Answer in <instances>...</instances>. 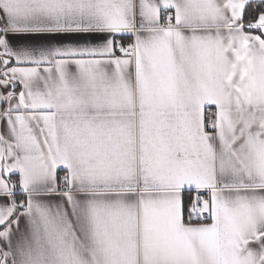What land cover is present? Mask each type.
Masks as SVG:
<instances>
[{
  "label": "snow or ice",
  "instance_id": "1",
  "mask_svg": "<svg viewBox=\"0 0 264 264\" xmlns=\"http://www.w3.org/2000/svg\"><path fill=\"white\" fill-rule=\"evenodd\" d=\"M0 264H264V0H0Z\"/></svg>",
  "mask_w": 264,
  "mask_h": 264
}]
</instances>
